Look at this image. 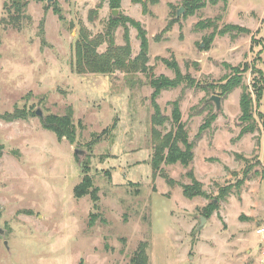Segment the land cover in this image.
Masks as SVG:
<instances>
[{
	"label": "rangeland",
	"instance_id": "obj_1",
	"mask_svg": "<svg viewBox=\"0 0 264 264\" xmlns=\"http://www.w3.org/2000/svg\"><path fill=\"white\" fill-rule=\"evenodd\" d=\"M48 1L20 0L19 7L0 0V264H131L142 244L150 264H264V235L256 232L264 226V91L257 99L264 90V0H207L193 15L186 13L185 0H146L145 9L122 0L117 15L109 2L98 9L101 0ZM180 7L184 12L177 16ZM94 8L98 13L90 19ZM120 16L147 30L151 69L76 72L81 29L104 35L110 19ZM228 24L251 32L219 34ZM125 25L134 58L140 40L130 22L116 28L115 42L125 44ZM164 58L177 61L194 81L156 98L169 118L179 101L194 159L188 166L163 163L154 172L151 80L176 76ZM238 65L248 68L243 83L254 100L255 131L243 135L242 87L219 92ZM254 83L262 87L257 91ZM213 95L220 96L219 110ZM16 109L27 119H3ZM69 111L73 144L59 141L42 122ZM172 126L169 120L157 128L167 132ZM85 162L97 200L91 193L75 195ZM190 170L205 195H184ZM213 200L218 208L207 218Z\"/></svg>",
	"mask_w": 264,
	"mask_h": 264
},
{
	"label": "trees",
	"instance_id": "obj_2",
	"mask_svg": "<svg viewBox=\"0 0 264 264\" xmlns=\"http://www.w3.org/2000/svg\"><path fill=\"white\" fill-rule=\"evenodd\" d=\"M135 4H142L144 9L146 8V0H131ZM156 1V0H154ZM207 0H185L184 6L186 8V13L193 15L196 10L206 6ZM213 4H217L219 0H209ZM227 1V0H224ZM56 1L53 6L55 11L59 13L60 9L57 8ZM103 2H109L112 9H119L122 5V0H101V3L98 6V9L102 7ZM13 3L16 6L21 7L20 0H13ZM98 9H91L89 12L90 19L94 14L98 13ZM60 14V13H59ZM62 19L63 16H60ZM111 26L107 33L104 35L98 34L92 36L86 28H82L80 32V37L75 45V55H74V70L80 74L92 72V73H101V74H110L114 73L116 70H123L125 72H147L151 67L148 66L149 62V39L147 36V30L142 26L140 21H137L133 18L127 16L112 17ZM178 19H174L170 22H176ZM130 22L138 30V39L140 40V52L139 54L132 58V46L129 35V28L125 25L124 39L125 44L117 45L115 42L114 32L116 28L121 24ZM205 24V22H203ZM202 23V24H203ZM209 23H206L208 26ZM204 26V25H203ZM232 31L250 33L249 28L236 25L228 24L223 28L219 29L218 33L225 35ZM215 32L211 34L210 41L206 42L207 47L210 45V42L213 40ZM108 43L106 51L99 52L98 48L104 43ZM164 61L172 67L176 76L174 78H168L166 76H160L159 78H154L151 80V85L154 87V92L152 94V104L154 107V113L152 115L153 129H152V138L154 143V153L151 159V164L154 172L161 171V165L166 164H175L180 162L181 164L188 166L194 159V142L189 140V134L186 129L184 122L182 121V112L180 109L179 101L176 100L173 102V109L171 118L163 114L160 108V105L157 103L156 98L161 94L162 90L176 88L180 86L183 82H188L193 84L194 81L188 75H183L177 61H169L164 58ZM230 67V65L227 64ZM233 74L227 76L221 83H219L220 94L228 95L238 87H242V93L240 95V108L242 111L241 119L246 123V126L241 130V135L246 133H252L255 131L253 120V104L254 100L252 94L249 90L247 84L243 83V74L247 72L248 68L245 66L241 68L239 65L232 68ZM264 78V77H263ZM264 86V79H262ZM261 86V87H262ZM254 87L258 91L261 87H257L254 83ZM264 88V87H263ZM264 90H260L257 96L258 100H261ZM3 119L7 122H12L18 119H27L25 111L21 109H16L14 112H8L2 115ZM216 115H209L204 124L200 128V132H203L207 127H209L212 122L215 120ZM172 122V128L163 132L161 129H158L157 126H164L167 121ZM43 126L45 129L51 130L56 133L59 141H62L64 138L70 141L73 144L76 141V129L73 122V112L69 111L65 115H48L42 119ZM200 134V133H199ZM3 147L0 145V158L3 155L1 149ZM84 176L81 183H79L75 188V195L78 198L85 196L88 193H91L94 199L97 200V195L95 194L96 189L91 191L90 189L93 186L92 178L89 176V166L85 162L83 166ZM166 177L169 184H174V180L170 177ZM189 177L192 182L190 184L183 185V193L187 198H193L198 195H205V192L202 189L201 183L196 179L195 174L192 170L188 172ZM222 194H226L222 190ZM218 208V205L215 200H213L208 208V212L205 214L209 218L213 211ZM1 218V212H0ZM131 264H150L149 256L146 251L145 244H142L137 250L131 260Z\"/></svg>",
	"mask_w": 264,
	"mask_h": 264
},
{
	"label": "water",
	"instance_id": "obj_3",
	"mask_svg": "<svg viewBox=\"0 0 264 264\" xmlns=\"http://www.w3.org/2000/svg\"><path fill=\"white\" fill-rule=\"evenodd\" d=\"M51 1H52V0H49L48 3L51 2ZM118 12H119L118 9H114V10H113V14H114V15H117ZM183 12H184V7H180V8L178 9V11H177V16H180ZM202 46H203V44H202ZM211 100H213V101L215 102L216 107H217V109L219 110L220 107H221L220 96H218V95H213V96L211 97ZM37 114L40 115V116H42L40 110H37ZM75 152H76L78 155H81L83 151L77 148V149L75 150ZM205 220H206L205 217H202L201 222L203 223ZM0 234H4V229H2L1 227H0Z\"/></svg>",
	"mask_w": 264,
	"mask_h": 264
},
{
	"label": "built area",
	"instance_id": "obj_4",
	"mask_svg": "<svg viewBox=\"0 0 264 264\" xmlns=\"http://www.w3.org/2000/svg\"><path fill=\"white\" fill-rule=\"evenodd\" d=\"M256 232L258 235L263 236L264 235V226L258 227Z\"/></svg>",
	"mask_w": 264,
	"mask_h": 264
},
{
	"label": "crops",
	"instance_id": "obj_5",
	"mask_svg": "<svg viewBox=\"0 0 264 264\" xmlns=\"http://www.w3.org/2000/svg\"><path fill=\"white\" fill-rule=\"evenodd\" d=\"M25 215V214H24Z\"/></svg>",
	"mask_w": 264,
	"mask_h": 264
}]
</instances>
